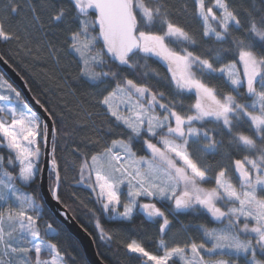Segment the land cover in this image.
<instances>
[{
    "label": "snow or ice",
    "instance_id": "6c2138e0",
    "mask_svg": "<svg viewBox=\"0 0 264 264\" xmlns=\"http://www.w3.org/2000/svg\"><path fill=\"white\" fill-rule=\"evenodd\" d=\"M68 2L76 13L71 19L56 0H26L31 18L13 32L5 24L24 5L0 0V42L36 40L37 50L46 47L59 65L60 49L48 37L67 31V51L76 58L79 76L90 89L86 95L103 109L94 114L82 108L83 123L78 126L90 128L94 138L84 137L85 150L74 149L81 158L75 183L94 194L98 205L90 213L99 239H112L101 216L131 222L140 213L158 225L161 236L159 255L135 240L127 244L131 254L146 258V264H264L258 258L264 256V7L253 4L245 9L242 22L229 0H212L210 6L206 0H192L193 16L203 29L201 39L219 45L198 52L193 50L199 44L195 34L169 18L164 0ZM89 9L95 10V19H81ZM73 22L75 29L70 27ZM233 29L241 35H234ZM98 43L103 46L97 50ZM230 53L237 59L217 67ZM137 56L155 58L166 75L140 64L133 59ZM149 76L157 83L137 82ZM217 76L231 91L206 79ZM5 88L14 97L0 94V149H6V154L0 153V264H63L57 245L41 235V205L24 191L42 171L38 162L43 145L51 148L50 191L61 201L59 190L66 177L60 174L55 138L63 117L45 107L46 101L34 98L45 114L41 115L0 77V89ZM181 96H193L194 101L185 105ZM101 115L104 119L98 123L94 116ZM241 121L248 123L251 135L233 134ZM225 133L231 136L227 144L217 138ZM109 136L119 138L109 143ZM241 150L248 154L233 159ZM68 166L66 162L65 169ZM9 167L18 171L14 174ZM208 183L212 186L205 187ZM157 202L170 206L165 211ZM189 214H206L220 226L182 225L185 233L195 228L199 242L189 237L182 245L169 246L163 237L172 228L170 216ZM45 234H56L51 224ZM42 254L49 258L42 259Z\"/></svg>",
    "mask_w": 264,
    "mask_h": 264
},
{
    "label": "trees",
    "instance_id": "16d2710c",
    "mask_svg": "<svg viewBox=\"0 0 264 264\" xmlns=\"http://www.w3.org/2000/svg\"><path fill=\"white\" fill-rule=\"evenodd\" d=\"M17 3L24 5L20 10L19 15L13 14L8 22H6L5 27L13 32L20 31L21 26L25 19L31 18V13L27 9L26 0H16ZM58 6H62L68 9V18L71 19L76 16L74 9L69 5L68 0H56ZM170 11V19L174 22L184 26L190 34H195L199 44L194 51H200L206 47H219L216 45L214 40H204L201 39L202 25L201 21L194 18V5L192 0H164ZM212 0H206V6H210ZM230 5L240 11V18L242 22L246 20L244 14L245 9H250L254 4L257 8L264 7V0H229ZM2 7V4H0ZM95 10L89 9L86 16L80 17L81 19L94 20ZM46 19V17H45ZM71 28L75 29L77 23L73 22L70 25ZM144 30V29H142ZM153 31L158 30L157 28L152 29ZM98 32V29H97ZM95 34V33H93ZM234 35H241V32L233 29ZM67 31L55 36H49L50 39L57 48L60 49L59 58L60 64L57 65L55 59L48 55L47 48H41L37 50V41L33 40L20 41L15 40L8 42H0V53L8 61V63L19 73V75L24 79L32 95L40 99L41 103H45V107L49 108L50 111L56 112L63 118L59 120L56 124L58 129L56 136V156L58 164L61 166V177H66L62 181L59 195L61 196V203L71 212V214L77 219V221L91 234L94 239L96 249L100 258L106 264H146L144 262V257L138 254H131L127 250V244L131 243L133 240L140 243L146 251L154 254H160L157 244L161 239L158 233V225L146 220L144 216L140 213L134 215L131 222H119L110 220L107 216L100 217V223L102 227L112 235L111 240H100L98 236V230L95 228L94 218L90 213V210H95L98 205L94 203V194L90 193L82 185H76V180L79 178L78 169L81 162V158L76 155L74 149L79 147L81 150H85L83 146V139L86 136H91L94 138V134L90 128L79 127V124L83 123V109L95 113H103V109L98 107L91 97L87 96L86 93L90 91L85 85L83 79L79 76V65L76 58L68 53L67 43L65 37ZM26 45V46H25ZM102 43L96 45V49L102 48ZM172 47H177L175 44H171ZM29 48L31 51H29ZM107 59V57H105ZM134 60H139L140 64H145L160 72L161 75H166L165 68L162 64L158 63L155 58H143L142 56L133 57ZM237 57L234 54H228L220 63L216 66L219 67L220 64L228 63L229 61L235 60ZM111 67L116 68V65L109 61ZM100 69L97 68L96 71ZM121 71H124L121 69ZM128 78L136 79L133 74H128ZM212 85L218 86L222 91H231L230 87L225 85L224 78L222 76L206 78ZM138 83H148L150 85L156 84V80L149 76L146 80H138ZM114 86V84H113ZM17 89V88H16ZM155 90V89H154ZM160 90L168 91L163 87ZM243 91V90H242ZM21 94V93H20ZM21 98L24 97L21 94ZM178 99H182L185 105H188L194 101L193 96H181ZM25 100V99H24ZM241 102H244L241 100ZM94 118L99 121L104 119L101 116H94ZM207 127H217L214 124H208ZM106 128L107 125H102ZM120 131V129H117ZM243 133L245 135H251L249 130V125L246 121H241L233 128V134ZM119 138L117 136H109L106 139L109 141L112 139ZM123 138H126L123 137ZM218 139H224L226 144L227 141L231 139L227 133L222 137L218 136ZM137 149L139 145L135 146ZM42 153L44 151V146L41 145ZM1 153L6 154V149H1ZM138 155H144L146 152L138 151ZM248 153L240 151L233 155V159L242 158L243 155ZM210 160L214 159L209 157ZM218 159V157H216ZM43 154L39 161V167L42 164ZM68 162V167L65 169V164ZM9 171H14V174L18 169L13 170L11 167ZM54 177L49 176V187L53 185ZM212 186L211 183H208ZM29 194L33 195L37 203L42 207V216L38 221L39 227L41 229V235L45 241L48 243L56 244L58 249L61 251V255L64 256V261L66 264H89L87 261L84 251L78 242V240L68 231V229L59 222L46 204L43 201L40 187H39V177L36 176L35 179L30 182L28 187L24 188ZM159 207L164 208L167 211L169 204L158 203ZM100 216V213H96ZM173 220V225L168 235L163 237L168 239L171 232H177L178 237L183 239H188L192 237L199 242V234L196 232L195 228H190L187 233L183 232L181 229L182 225H196L205 224L208 227H214L217 224L210 222V217L206 214L200 215H180L178 217H171ZM47 224H51L55 229V235H46L45 228ZM34 255V254H33ZM45 255V254H42ZM258 258L264 259V256L258 254Z\"/></svg>",
    "mask_w": 264,
    "mask_h": 264
},
{
    "label": "water",
    "instance_id": "95a60500",
    "mask_svg": "<svg viewBox=\"0 0 264 264\" xmlns=\"http://www.w3.org/2000/svg\"><path fill=\"white\" fill-rule=\"evenodd\" d=\"M0 53V71L8 78V80L20 91L24 97L26 103L34 110L45 115L38 105L35 103V97L30 92L24 79L19 73L8 63ZM51 148H44L43 160L41 164L39 175V187L44 203L52 212L54 217L61 222L68 231L78 240L80 243L85 257L89 264H106L99 256L96 249V245L91 234L77 221V219L71 214V212L61 203L53 199L50 187H49V162L51 157L48 155ZM145 218V217H144ZM146 219V218H145ZM147 220V219H146Z\"/></svg>",
    "mask_w": 264,
    "mask_h": 264
},
{
    "label": "rangeland",
    "instance_id": "374dc122",
    "mask_svg": "<svg viewBox=\"0 0 264 264\" xmlns=\"http://www.w3.org/2000/svg\"><path fill=\"white\" fill-rule=\"evenodd\" d=\"M213 11L214 12H216V15L217 16H219L220 15V13H219V11L217 10V9H213ZM209 23L213 26V27H216V24H215V22L214 21H209ZM237 67L238 68H241L242 69V66L241 65H237ZM0 77H3V79L4 80H6L7 82H8V84H10L11 86H12V88H14L17 92H19L20 93V91L18 90V89H16V87L8 80V78L0 71ZM0 94H4V95H12L13 97H14V94H11V93H9L8 91H7V89L5 88V89H0ZM21 95V94H20ZM23 99V98H22ZM24 100V99H23ZM25 101V100H24ZM26 102V101H25ZM126 114V113H125ZM155 142V141H154ZM1 150V149H0ZM42 148H41V152H42ZM1 153V152H0ZM43 154V153H42ZM144 155H147V153L146 154H144ZM40 161V160H39ZM39 163V162H38ZM40 169H41V166H40ZM39 175H40V172H38L37 173V175L36 176H38L39 177ZM205 187H211V186H209L208 184H205L204 185ZM25 191V190H24ZM25 192H27V191H25ZM28 193V192H27ZM122 199H123V197H122ZM142 203H147V202H149V201H147V200H142L141 201ZM153 202H155V201H153ZM158 203L159 202H157V206H158ZM159 207V206H158ZM122 210V209H121ZM220 225H216V226H214V227H219ZM243 238V237H242ZM167 242H168V244H169V246H173L174 244H176V243H179V244H183L185 241H186V239H183V238H181V237H178V233L177 232H171L170 234H169V236H168V239H165ZM137 242V241H136ZM138 243V242H137ZM151 253V252H150ZM152 254H154V253H152ZM160 254H162V252L160 253ZM156 255H159V254H156ZM49 257L45 254V255H42V259H48ZM214 258H221V257H214ZM223 258H228V257H223ZM144 262H146V258H144ZM63 264H66V262L65 261H63Z\"/></svg>",
    "mask_w": 264,
    "mask_h": 264
}]
</instances>
